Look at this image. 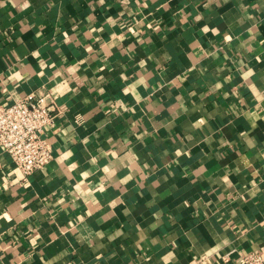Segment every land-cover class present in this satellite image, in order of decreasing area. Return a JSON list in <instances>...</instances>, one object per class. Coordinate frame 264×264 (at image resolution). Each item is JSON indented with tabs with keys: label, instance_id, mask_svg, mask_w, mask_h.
Returning a JSON list of instances; mask_svg holds the SVG:
<instances>
[{
	"label": "crops",
	"instance_id": "obj_1",
	"mask_svg": "<svg viewBox=\"0 0 264 264\" xmlns=\"http://www.w3.org/2000/svg\"><path fill=\"white\" fill-rule=\"evenodd\" d=\"M46 93L51 163L0 148V264L264 250V0H0V106Z\"/></svg>",
	"mask_w": 264,
	"mask_h": 264
},
{
	"label": "built area",
	"instance_id": "obj_2",
	"mask_svg": "<svg viewBox=\"0 0 264 264\" xmlns=\"http://www.w3.org/2000/svg\"><path fill=\"white\" fill-rule=\"evenodd\" d=\"M58 106L49 93L36 94L12 105L0 106V148L10 156L30 186V177L53 160V149L46 139L55 124ZM240 264H264V250L239 254Z\"/></svg>",
	"mask_w": 264,
	"mask_h": 264
}]
</instances>
